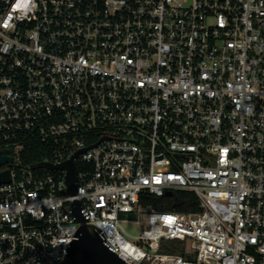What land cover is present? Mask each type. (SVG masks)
<instances>
[{
    "label": "built area",
    "instance_id": "1",
    "mask_svg": "<svg viewBox=\"0 0 264 264\" xmlns=\"http://www.w3.org/2000/svg\"><path fill=\"white\" fill-rule=\"evenodd\" d=\"M0 152V264H60L74 200L127 264H264V0H0Z\"/></svg>",
    "mask_w": 264,
    "mask_h": 264
},
{
    "label": "water",
    "instance_id": "2",
    "mask_svg": "<svg viewBox=\"0 0 264 264\" xmlns=\"http://www.w3.org/2000/svg\"><path fill=\"white\" fill-rule=\"evenodd\" d=\"M75 155L60 164L55 165L42 161L35 163L33 167L45 166L51 169H65L67 193L74 195L77 187V169L74 162ZM9 161H11V157L2 155L0 152V164ZM8 181L9 171L5 170L0 172V183ZM170 194L171 192H167V195ZM70 209L80 225L76 233V238L72 241L67 255L60 264H127L104 244L97 229L93 225L87 224V220L81 212V203L79 200H74L70 204Z\"/></svg>",
    "mask_w": 264,
    "mask_h": 264
},
{
    "label": "trees",
    "instance_id": "3",
    "mask_svg": "<svg viewBox=\"0 0 264 264\" xmlns=\"http://www.w3.org/2000/svg\"><path fill=\"white\" fill-rule=\"evenodd\" d=\"M24 161L28 164L42 160L45 156L40 153L39 147L35 144L26 148L22 155ZM140 204L143 208H154L162 211H183L192 212L199 209V201L197 196L191 191L174 190L170 195L162 197H153L148 194L141 196ZM175 241V240H173ZM169 241H162L160 251L166 252L170 245ZM176 253V252H168Z\"/></svg>",
    "mask_w": 264,
    "mask_h": 264
},
{
    "label": "rangeland",
    "instance_id": "4",
    "mask_svg": "<svg viewBox=\"0 0 264 264\" xmlns=\"http://www.w3.org/2000/svg\"><path fill=\"white\" fill-rule=\"evenodd\" d=\"M123 228L125 229V231L129 234V239L130 240H134L132 237L138 236L141 232V230L143 229V225H139L136 223H131V222H124L123 224ZM168 244L170 245L168 250H166V252H176V253H180V254H186L188 252V250H190V247L188 246L187 243L183 242V241H179V240H171L168 242Z\"/></svg>",
    "mask_w": 264,
    "mask_h": 264
}]
</instances>
